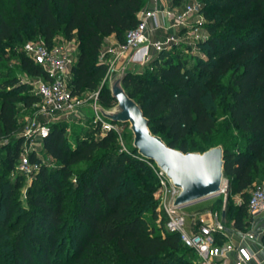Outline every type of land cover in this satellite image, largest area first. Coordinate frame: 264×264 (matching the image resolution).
Returning <instances> with one entry per match:
<instances>
[{"label":"trees","instance_id":"obj_1","mask_svg":"<svg viewBox=\"0 0 264 264\" xmlns=\"http://www.w3.org/2000/svg\"><path fill=\"white\" fill-rule=\"evenodd\" d=\"M201 1L208 19V39L200 45L206 59L192 69L185 67L177 48L163 52L149 66L164 82L150 78L142 84L127 72L123 87L142 108L151 132L155 134V127L164 130V137L158 136L169 147L201 153L220 145L223 177L231 193L244 201L253 183L264 180V0ZM146 2L30 0L24 5L14 0L13 15L0 14V49L32 28L50 46L60 31L67 40H77L73 94L97 91L107 71L98 59L104 38L114 35L123 42ZM20 65L33 76L45 77L25 54L20 55ZM226 75L228 83L223 85ZM98 92L101 107L115 105L106 87ZM18 102L30 108L38 98L15 77L2 78L0 139L17 130ZM217 109L224 114L220 122ZM42 148L60 168L46 171L41 161L29 157L39 167L40 187L29 195L31 210L21 226L20 221L6 223L12 212L6 199L5 221L0 222V242L4 236L11 241L6 264H189L184 254H194L183 247L178 234L164 231V218L157 227L147 220L146 214L152 221L158 218L156 175L133 148L130 154L120 150L116 133L77 138L70 147L64 128L56 124L42 139ZM20 151L19 142L6 149L10 165ZM2 164L0 159V180ZM73 172L75 183L69 179ZM20 179L11 192L19 188ZM248 198L234 209L231 224L237 230L250 224Z\"/></svg>","mask_w":264,"mask_h":264},{"label":"built area","instance_id":"obj_2","mask_svg":"<svg viewBox=\"0 0 264 264\" xmlns=\"http://www.w3.org/2000/svg\"><path fill=\"white\" fill-rule=\"evenodd\" d=\"M207 39L203 6L199 2L175 4V0H147L137 13L136 26L125 33L123 42L101 45L98 59L107 66L103 81L125 70L127 64L148 66L163 52H171L183 44L200 46ZM24 53L45 73V77L35 76L31 89L38 101L48 108L49 116L81 115L82 109L88 107L94 136L102 137L109 132L121 134L124 124L112 123L96 111L101 107L97 102L98 91L89 92L86 99L81 98L84 93L73 94L71 81L78 55L77 45L70 40L55 46H47L43 41L29 42ZM87 99H92V103L85 104ZM49 131L45 125L38 126L34 135L42 140ZM20 152L16 167L21 174L38 167L31 165L29 156ZM146 163L157 178L154 193L157 222L160 223L163 217L164 231L179 235L183 247L194 254V264H264V245L254 233L237 230L232 225L227 228L223 221L224 212L219 215L208 208L187 212L186 206L174 207L178 190L154 163ZM223 192L224 180L217 195ZM246 206L250 224L256 218L264 217V189H252ZM206 215L209 218L203 219Z\"/></svg>","mask_w":264,"mask_h":264},{"label":"rangeland","instance_id":"obj_3","mask_svg":"<svg viewBox=\"0 0 264 264\" xmlns=\"http://www.w3.org/2000/svg\"><path fill=\"white\" fill-rule=\"evenodd\" d=\"M24 5H29L30 0H22ZM186 2H199L202 6L204 2L201 0H182ZM13 3L14 0H0V14L4 17H11L13 15ZM208 23V19L205 18V24ZM22 38L15 42H5L0 49V80L4 77L13 76L18 80L19 85H25L28 93L32 94L31 83L34 81L35 76L29 74L24 70L20 65V55L24 53V47L29 42H39L42 41L40 33L36 30L29 29L26 33L23 31L19 32ZM27 33H30L28 35ZM107 38V37H106ZM106 38L103 40V43H106ZM67 41L63 34L58 31L55 33L50 46L62 45ZM75 45H77L76 38L71 39ZM179 57L184 63L185 67L194 68V66L199 61H204L206 57L203 54L200 46L191 47L189 45H181L178 48ZM126 72L133 75L136 79L142 80V84H146L148 79L157 78L159 80L165 81L159 72L152 70L151 66H137L134 64H127ZM229 75L222 77L221 84L226 85L228 83ZM109 78L105 81H101L97 91H101L104 87L108 89ZM89 92H85L81 95L82 99L88 97ZM33 95V94H32ZM92 103V99H87L85 104ZM44 110V111H43ZM48 108L44 107L39 101L32 105L30 108H25L22 103L18 102L15 107V117L17 130L10 137L0 139V159L2 160V179L0 180V222L5 221V202L6 199H10L12 204V212L6 223L20 221V226L23 221L26 219L28 212L31 210L29 204L30 198L29 195L32 192V189L40 187V174L39 167L33 169L30 173L21 174L17 170L18 159L11 163L5 158L6 149L10 150L16 142L20 143L22 154L33 157L41 161L46 171L56 172L60 168V163L58 160L50 157L47 153L44 152L42 148V140L36 137L34 134L38 126H47L51 128L53 125H61L64 128V134L66 137V142L70 147H74L75 140L77 138H92L98 139V136H94L92 130L90 129V110L88 107L82 109L81 115H68L66 118L63 116L60 117H51L48 113ZM216 114H218L217 121L220 122L223 120L224 114L221 112V109H217ZM155 134L161 135L164 137V130L160 127H155L153 129ZM131 134L128 131V125L124 124L121 134L118 136L120 150L124 153L130 154L132 145H131ZM165 140L168 141V138L165 136ZM239 144L243 146L244 142L239 140ZM21 153V152H20ZM34 165V163H31ZM37 165V164H36ZM82 166H78L76 169H80ZM74 169V171L76 170ZM17 177H20V186L14 192H11V187L14 185ZM60 175L57 176V178ZM69 179L75 183L76 176L73 174ZM254 188L264 189V180H256L249 192ZM157 190V188H156ZM156 192V191H155ZM154 192V193H155ZM215 196V195H214ZM153 198L156 201L154 194ZM210 198V197H209ZM248 198V197H247ZM246 198V200H247ZM241 199L231 193V190L228 188V182L224 179V192L218 195L217 197H211L210 199L206 198L204 200L190 204L185 208L187 212L194 211H203L205 208L212 209L217 212L219 215L224 212L223 221L227 228H231L232 218L234 209L241 204ZM146 218L150 224L157 227L159 224L157 221H152L149 218V215L146 214ZM19 226V227H20ZM244 232H252L255 234L257 240H260L262 245H264V219H257L254 223L249 224L247 230ZM12 236V235H11ZM11 241L9 237H3L0 242V264H6L8 261L9 255V246ZM184 260L189 264H194L195 258L190 252H185Z\"/></svg>","mask_w":264,"mask_h":264},{"label":"water","instance_id":"obj_4","mask_svg":"<svg viewBox=\"0 0 264 264\" xmlns=\"http://www.w3.org/2000/svg\"><path fill=\"white\" fill-rule=\"evenodd\" d=\"M127 72L123 69L109 80L108 91L115 105L97 107L96 111L112 123L127 124L132 148L143 160L162 171L178 190L174 207H182L218 194L223 183L224 150L218 145L204 152H186L169 147L153 134L140 105L123 87ZM206 215L203 219H208Z\"/></svg>","mask_w":264,"mask_h":264},{"label":"crops","instance_id":"obj_5","mask_svg":"<svg viewBox=\"0 0 264 264\" xmlns=\"http://www.w3.org/2000/svg\"><path fill=\"white\" fill-rule=\"evenodd\" d=\"M106 38V37H105ZM104 38V39H105ZM115 42H119L114 35H110V36H107L106 38V43H115ZM257 219H264V217H258L254 220V222L257 220ZM253 222V223H254Z\"/></svg>","mask_w":264,"mask_h":264},{"label":"bare ground","instance_id":"obj_6","mask_svg":"<svg viewBox=\"0 0 264 264\" xmlns=\"http://www.w3.org/2000/svg\"><path fill=\"white\" fill-rule=\"evenodd\" d=\"M217 196H218V195L216 194L215 196H211V197H217ZM211 197H210V198H211ZM210 198H208V199H210Z\"/></svg>","mask_w":264,"mask_h":264}]
</instances>
